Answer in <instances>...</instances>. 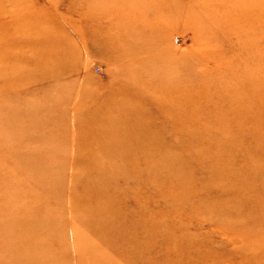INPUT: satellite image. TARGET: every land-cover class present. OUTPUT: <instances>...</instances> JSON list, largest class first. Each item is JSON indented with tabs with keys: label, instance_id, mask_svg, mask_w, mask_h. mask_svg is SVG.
<instances>
[{
	"label": "rangeland",
	"instance_id": "obj_1",
	"mask_svg": "<svg viewBox=\"0 0 264 264\" xmlns=\"http://www.w3.org/2000/svg\"><path fill=\"white\" fill-rule=\"evenodd\" d=\"M263 139L264 0H0V264H264Z\"/></svg>",
	"mask_w": 264,
	"mask_h": 264
},
{
	"label": "bare ground",
	"instance_id": "obj_2",
	"mask_svg": "<svg viewBox=\"0 0 264 264\" xmlns=\"http://www.w3.org/2000/svg\"><path fill=\"white\" fill-rule=\"evenodd\" d=\"M246 114H247V116L246 117H244V118H241V120L243 121L244 119H246V118H248V116H250V112H246ZM259 115H260V113H259ZM239 125H242V124H239ZM262 136V135H261ZM264 140V139H263ZM258 142V141H257ZM264 147V146H263Z\"/></svg>",
	"mask_w": 264,
	"mask_h": 264
}]
</instances>
